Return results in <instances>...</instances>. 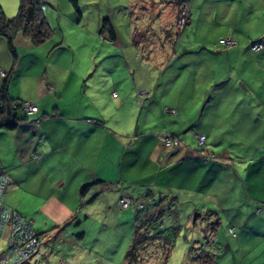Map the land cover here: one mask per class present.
Here are the masks:
<instances>
[{
    "label": "crops",
    "instance_id": "crops-1",
    "mask_svg": "<svg viewBox=\"0 0 264 264\" xmlns=\"http://www.w3.org/2000/svg\"><path fill=\"white\" fill-rule=\"evenodd\" d=\"M259 9L263 13L258 17L262 24L258 25L264 27V2ZM260 33L252 40L232 33L227 38L234 41V46H220V51L216 52L183 49L181 55H177L179 60L182 58L179 67L182 70L192 67L187 75V88L200 89L193 121L183 120L179 114L184 107L182 95L169 106L176 112L163 109L161 114L166 116L164 121L161 120L163 130L144 134H137L136 128L131 132L130 125L135 117L137 94L143 95L144 104L148 105L147 83L133 84L136 94L131 89L123 90L118 105L108 115L88 99H73L66 86H58L51 76H47V66L41 75L35 76L32 85L28 83L25 96H15L9 89V82L15 80L18 64L10 63L3 52L5 42L0 38V70L13 74L7 85L8 97L30 102L36 107V113L27 118L17 109L15 117L21 121H17L12 129L0 128V166L9 180L2 205L32 222L43 251L51 245L60 251L57 252L60 256H67L66 252L79 248L88 249L89 253L110 250L107 256H112L119 250L114 248V235H118L119 230L115 234L113 229L108 240L106 234L111 230L106 229L105 223L95 221L90 229L88 224L97 211L105 218L111 216L108 215L111 206L113 212L118 210L116 204L121 198L130 202L135 200V205L143 202V196L133 199L126 193L137 195L143 192L137 191V186L144 183L135 181L138 159L142 154L145 160L144 164L140 163L142 170L148 169L146 187L154 185L167 192L172 189L195 190L193 187L202 183L201 174L207 172L210 208L229 211L231 206L226 203L232 201L233 194L238 192L237 201L251 210L236 214L241 218L254 214L252 217L263 224L251 227L248 220L238 226L235 233L233 225L224 229L218 219L206 222L190 247L202 253L198 260L187 264H218L217 256L210 251L204 252V244H208L211 251H230L229 241L246 244L250 242V235L264 244V29ZM111 41H115L114 35ZM254 41L263 45L257 52L250 50ZM55 69L49 68L51 73ZM182 70L180 72L184 74ZM16 84L18 80L11 82L12 86ZM136 87L147 93L138 92ZM117 94L120 96L119 89ZM63 95L67 96L66 100ZM127 101L132 104L130 109L124 110L123 115L118 114ZM179 101L183 104L180 105ZM156 133L172 136L176 143L164 148L153 135ZM199 136L204 138L201 145L197 144ZM204 156L210 157L207 163L202 159ZM196 169H201L202 173ZM224 171H230L235 179L226 181V186L232 185V193L226 195L223 206L218 198V174ZM160 180L162 182H158ZM88 184H91L90 188L79 196L80 187ZM213 199L217 206L212 203ZM202 211L208 213L209 219L219 215L202 207L201 212L193 211L194 215L198 213L196 218L203 214ZM122 215L126 224L121 231L129 235L132 229L133 234L135 216ZM96 229V239L104 230V239L112 245L105 246L94 240L93 231ZM79 233L81 236L75 237ZM88 237L100 245L92 244L86 248L84 244ZM186 256L181 264L188 261V252ZM49 260L45 254L39 258L40 264H53ZM58 264L64 263L59 261Z\"/></svg>",
    "mask_w": 264,
    "mask_h": 264
},
{
    "label": "rangeland",
    "instance_id": "rangeland-1",
    "mask_svg": "<svg viewBox=\"0 0 264 264\" xmlns=\"http://www.w3.org/2000/svg\"><path fill=\"white\" fill-rule=\"evenodd\" d=\"M38 2L37 15L50 35L38 45L31 44L29 39L20 33L13 37L11 44L16 56L14 63L15 66L18 64V71L14 76L15 80L9 82L11 92L15 96H25L28 83L32 85L35 76L41 75L43 68L47 66V76H51L58 86H66L73 99H88L94 106L102 108L105 114H111L118 105L123 90L131 89V92L136 94L133 84L147 83L148 93L136 87L138 92L148 94L146 97L148 105L144 104V96L137 94L135 117L130 125L131 132L136 128L137 134L163 130L160 126L166 118L161 114L163 109L175 111L169 106L180 100L182 95L184 107L179 114L183 120L193 121L196 109L194 106L200 89L187 88L189 83L187 75L191 73L192 67L190 65L184 70L180 69L179 61L182 58L179 60L177 55H181L183 49L186 51L206 49L216 52L220 51L218 41L227 39L232 33L248 36L249 40H252L264 29L258 25L262 24L258 17L263 13L259 7L261 8L264 0H76L77 12L67 0H38ZM18 7L19 0H0V10L5 20L14 18ZM104 20H107L111 27L115 37L114 42L108 39L105 31L98 34ZM1 39L4 41L3 38ZM29 43L30 45L27 46ZM3 52L13 64L6 44ZM50 67L56 68L54 73L50 72ZM180 70L184 74H181ZM16 80L18 84L12 86L11 82L14 83ZM117 89H119L120 96L117 94ZM112 92L113 95H111ZM66 99L67 96L63 95V100ZM13 100L17 104L22 102L19 99ZM75 102L79 103V101ZM179 104L183 103L179 101ZM131 106V102L127 101L118 114L123 115L124 110H129ZM141 107L142 110H140ZM159 134L153 135L161 141L164 134ZM138 160L142 164L145 163L142 154ZM140 163L135 171V181L148 184V169L142 170ZM201 171V169H196L198 173H202ZM208 178L207 172H203L201 174L202 183L195 185L193 187L195 190L176 191L172 189L169 191L170 196L174 195L176 202L170 209L171 218L167 216L164 220L169 225L175 226L176 234L166 264H181L183 260H186L187 252L189 257L188 261H185L186 264L198 260L202 251L190 249L191 243L195 242V238L199 236L200 231L208 222L218 219L224 229L233 225L235 233L239 230L238 226L241 227L248 220L251 222V227L263 225L261 221L252 217L254 214L250 217L243 214L246 216L244 218L237 215L241 210L243 213L251 210L240 200L237 201L238 192L233 194L232 201L226 203L231 206L229 211L210 208ZM234 179L230 171L218 174V188L220 189L218 198L223 206L226 195L232 193V185L226 186V181H234ZM144 184L140 185L143 187L137 186V191H143L142 194L126 193L133 199H138V197L146 196L145 194L160 191L159 187H154V185L146 187ZM169 192L162 191L164 195ZM131 202L132 206L125 210L116 209L113 212V206H111L110 213H108L111 216L106 215L107 220L97 211L88 224L90 229L95 225L93 224L95 221L105 223L106 229L111 230L106 234L108 240L112 237L113 229H115V234L116 230H119V234L114 235V248L115 251L119 248L117 251L119 257L116 258L117 253L107 256L110 250L89 253L88 249L80 248L73 252H66L68 255L63 256L62 254V257L60 254L57 255L60 251L51 245L47 247V251H43V246L40 245L37 254L30 259V264L35 262L40 264L39 258L44 254L53 264H58L59 261H63L64 264H121L132 234V229L129 235L121 231L126 224L123 218L125 214H122L129 213L131 217L136 216L135 208H133L135 200ZM212 203L217 206L214 199ZM202 207L203 210L218 213V217L211 218V220L207 216L208 213L202 211L203 214L195 218L194 223L191 217L187 219L189 215H194L193 211L201 212ZM96 233L97 229L93 231V235ZM104 234L103 230L101 237L96 239L95 235L94 240L100 241L105 246L112 245L107 244L108 241L104 239ZM250 236V242L246 244L229 241L230 251L229 249L211 251L208 244V246L203 245V250L204 252L210 251L217 256L218 264H264V244L254 235ZM92 242L88 237L84 244L85 247L88 248L92 244L100 245L96 241ZM4 248L5 241L0 238V253ZM154 263L156 264L155 260H152V263L148 262V264Z\"/></svg>",
    "mask_w": 264,
    "mask_h": 264
},
{
    "label": "trees",
    "instance_id": "trees-1",
    "mask_svg": "<svg viewBox=\"0 0 264 264\" xmlns=\"http://www.w3.org/2000/svg\"><path fill=\"white\" fill-rule=\"evenodd\" d=\"M67 2L77 12L76 0H67ZM38 7V0H19L17 15L11 20H5L0 10V38L4 39L13 62H15L16 57L11 42L16 34L20 33L29 39L33 45L41 44L49 38L50 32L37 15ZM103 31L109 40L113 38L107 20L101 24L98 34L103 33ZM11 72L6 73V78L0 82V128L7 129L14 128L17 121H21L15 117L17 109L19 110V104L7 95V85ZM202 159L207 163L206 156ZM90 186L91 184L80 187L79 196H82ZM159 188L158 193L145 194L146 196H143L144 199L140 205H133L136 211L133 234L121 264H148V262L152 263V260H155L156 264H166L172 250L176 229L175 226L169 225L165 220L167 216L171 218L170 209L173 208L176 199L174 195L170 196L168 193L164 195L162 193L163 188ZM80 236V233L75 235L78 238ZM29 261L24 264H30Z\"/></svg>",
    "mask_w": 264,
    "mask_h": 264
},
{
    "label": "built area",
    "instance_id": "built-area-1",
    "mask_svg": "<svg viewBox=\"0 0 264 264\" xmlns=\"http://www.w3.org/2000/svg\"><path fill=\"white\" fill-rule=\"evenodd\" d=\"M234 44V41L229 38L218 41V45L222 47H232ZM262 46V43L257 41L250 45V50L257 52ZM5 78L6 73L0 70V82ZM19 109L25 118L36 113L35 105L30 102L19 103ZM196 139L198 145H201L204 140L201 136ZM161 141L164 148H168L176 143L174 137L169 135L163 137ZM209 158V156H206V160ZM8 184V177L0 166V238L5 241V248L0 253V264H24L37 254L41 243L32 229V222L30 220L2 205V197ZM131 206L130 201L126 198H121L118 201V207L121 210H125Z\"/></svg>",
    "mask_w": 264,
    "mask_h": 264
},
{
    "label": "water",
    "instance_id": "water-1",
    "mask_svg": "<svg viewBox=\"0 0 264 264\" xmlns=\"http://www.w3.org/2000/svg\"><path fill=\"white\" fill-rule=\"evenodd\" d=\"M197 215H192V223L194 222L195 218H196Z\"/></svg>",
    "mask_w": 264,
    "mask_h": 264
}]
</instances>
